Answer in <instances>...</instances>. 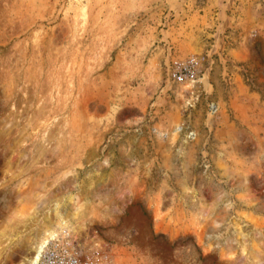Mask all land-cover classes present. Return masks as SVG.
Segmentation results:
<instances>
[{
	"label": "rangeland",
	"instance_id": "rangeland-1",
	"mask_svg": "<svg viewBox=\"0 0 264 264\" xmlns=\"http://www.w3.org/2000/svg\"><path fill=\"white\" fill-rule=\"evenodd\" d=\"M0 264H264V0H0Z\"/></svg>",
	"mask_w": 264,
	"mask_h": 264
},
{
	"label": "bare ground",
	"instance_id": "bare-ground-1",
	"mask_svg": "<svg viewBox=\"0 0 264 264\" xmlns=\"http://www.w3.org/2000/svg\"><path fill=\"white\" fill-rule=\"evenodd\" d=\"M37 259H38V258H36V262H37ZM38 263H39V261H38Z\"/></svg>",
	"mask_w": 264,
	"mask_h": 264
}]
</instances>
